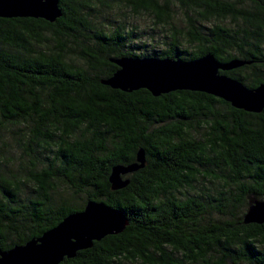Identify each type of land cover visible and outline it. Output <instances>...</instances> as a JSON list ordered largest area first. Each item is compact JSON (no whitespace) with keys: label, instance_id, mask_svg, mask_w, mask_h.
Segmentation results:
<instances>
[{"label":"trees","instance_id":"obj_1","mask_svg":"<svg viewBox=\"0 0 264 264\" xmlns=\"http://www.w3.org/2000/svg\"><path fill=\"white\" fill-rule=\"evenodd\" d=\"M58 6L52 22L0 17V250L93 199L127 224L58 264H264V222H242L249 202L264 199V107L251 113L204 92L152 96L100 82L117 68L110 58L210 53L246 61L218 72L254 87L264 74V0ZM123 11L149 24L99 22ZM142 37L154 42L136 54ZM5 131L19 150L17 168H5ZM138 148L143 167L110 189V166L132 162Z\"/></svg>","mask_w":264,"mask_h":264},{"label":"water","instance_id":"obj_2","mask_svg":"<svg viewBox=\"0 0 264 264\" xmlns=\"http://www.w3.org/2000/svg\"><path fill=\"white\" fill-rule=\"evenodd\" d=\"M60 14L58 0H0V17L3 18L33 17L52 22ZM109 60L117 68L100 82L110 88L121 91L144 88L152 96L173 90L199 91L245 112L258 113L264 107V74L259 84L249 88L218 72L246 63L241 59L221 62L206 53L191 60L153 56H119ZM144 163V150L138 148L132 162L111 165L107 175L110 189L127 185L128 178L124 175L143 167ZM242 222H264V199L249 202ZM126 224L119 210L103 201L88 199L80 210L66 214L38 237L0 250V264H58L64 257L71 258L76 251L90 247L92 241L122 231Z\"/></svg>","mask_w":264,"mask_h":264},{"label":"rangeland","instance_id":"obj_3","mask_svg":"<svg viewBox=\"0 0 264 264\" xmlns=\"http://www.w3.org/2000/svg\"><path fill=\"white\" fill-rule=\"evenodd\" d=\"M99 16H102V14ZM101 18L102 17H100L99 22L101 24L106 25V27H109V25L114 26L119 22H124L125 24H135L136 27H138L139 29H142V27H145L146 25L149 24V21L143 15H136L135 16L134 14L131 15L125 11H123L119 14H108L104 21H102ZM97 20H98V18H97ZM97 20H94L92 18L93 22H96ZM144 39L145 38H143V37L140 39L141 42H143L144 44H142L141 42L137 43L138 41L133 42V44L137 43L136 45H139L138 47L134 46V48H135L134 50H135L136 54L140 53V52H147L150 49L151 42H154V41H148V40L143 41ZM153 44H154L155 49L161 48L160 44H157V43H153ZM4 134H5L4 141L9 145L8 150L12 156L11 162H7L5 168H17L16 164L19 162L18 157H17V153L19 152V150L17 148H15L14 142L10 139V137L8 135L9 132L5 131ZM27 190H29L28 184L24 187L23 191L27 192Z\"/></svg>","mask_w":264,"mask_h":264}]
</instances>
